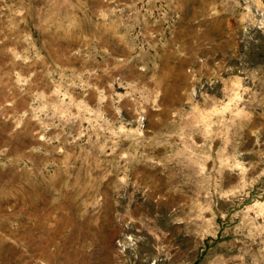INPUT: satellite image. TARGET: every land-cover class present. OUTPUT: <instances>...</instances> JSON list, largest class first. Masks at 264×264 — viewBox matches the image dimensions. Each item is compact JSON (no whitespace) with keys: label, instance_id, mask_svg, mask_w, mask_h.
<instances>
[{"label":"rangeland","instance_id":"1","mask_svg":"<svg viewBox=\"0 0 264 264\" xmlns=\"http://www.w3.org/2000/svg\"><path fill=\"white\" fill-rule=\"evenodd\" d=\"M0 264H264V0H0Z\"/></svg>","mask_w":264,"mask_h":264}]
</instances>
